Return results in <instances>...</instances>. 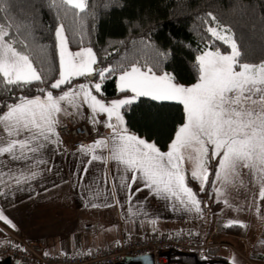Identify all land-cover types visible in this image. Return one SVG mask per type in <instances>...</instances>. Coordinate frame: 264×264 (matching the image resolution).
I'll use <instances>...</instances> for the list:
<instances>
[{"label": "snow or ice", "instance_id": "6c2138e0", "mask_svg": "<svg viewBox=\"0 0 264 264\" xmlns=\"http://www.w3.org/2000/svg\"><path fill=\"white\" fill-rule=\"evenodd\" d=\"M51 6L57 8L61 22L55 29L58 75L52 79L50 89H61L71 85L74 78L93 77L94 73L100 82L69 87L59 96L38 87L39 95L17 96L14 102L0 105V196L20 191L22 185L42 175V166L49 164L45 155L50 146L61 143L58 115L70 114L64 105L77 111L86 105L93 124L100 123L96 117L103 114L105 126L112 130L110 136L81 145L77 150L85 158L78 173L80 181L89 177L93 162L105 165L104 172L90 177L88 185L89 189H109L104 206H109L108 198H116L118 191H124L131 204L138 193L148 189L157 198L171 200L174 208L178 201L185 210L199 213L200 202L186 184L185 159L192 163L191 178L200 182L201 190L207 183L210 160H215L214 175L222 185L233 183L242 168L248 169L261 184L260 197L264 198V61H246L242 51L244 41L238 45L230 27L208 14L210 22L204 23L208 25L206 32L212 43L196 57L198 82L184 87L163 72L161 65L166 53L151 56L141 49L115 66L94 67L97 60L92 48L75 53L68 48V31L82 38L88 0H59V4L51 0ZM9 11L8 0H0V13H4L0 17V91L8 92L13 88H30L34 82L45 83L51 72V68L46 70L36 64L33 54L39 46L29 38L28 26L18 23ZM69 17L72 25L66 26L63 21ZM215 41L228 46L230 51L214 47ZM40 51L45 52L42 48ZM45 63L46 56L41 61ZM117 74L118 88L126 94L125 98L106 104L93 91L100 93L103 82ZM139 97L178 101L184 106L185 122L176 131L168 152H161L155 143L130 133L125 126L121 109ZM109 161L113 163L111 172L107 170ZM133 185H136L134 192ZM0 221L11 224L2 212ZM238 223L230 221L229 225Z\"/></svg>", "mask_w": 264, "mask_h": 264}, {"label": "trees", "instance_id": "16d2710c", "mask_svg": "<svg viewBox=\"0 0 264 264\" xmlns=\"http://www.w3.org/2000/svg\"><path fill=\"white\" fill-rule=\"evenodd\" d=\"M88 4L82 38L68 31V45L73 49L90 46L98 68L115 66L143 49L151 56L157 52L166 53L161 67L175 81L184 84L196 82V57L212 43L206 32L208 25L204 23L205 20L210 22L209 13L221 25L232 29L238 45L241 40L244 41L242 51L246 61H264V0H88ZM8 5L9 15L28 26L29 38L39 46L33 54L34 61L46 70L51 68V72L45 83L34 82L30 88L23 90L0 91V105L14 102L17 96L39 95L36 91L38 87L60 93L71 86L50 89L52 79L58 75L55 29L61 22L57 8L51 6V0H8ZM60 7L63 8V5ZM3 16L4 13H0V17ZM63 22L66 26L72 25L71 17ZM214 47L222 52L229 50L219 41L214 42ZM41 48L45 52H41ZM45 56L47 63L41 64ZM79 78L84 77L75 78L72 83ZM97 79L99 77L95 76L94 80ZM93 92L105 101L125 94L118 88L117 75L103 82L100 93ZM122 112L132 132L155 143L160 149L170 146L176 131L185 121L184 106L178 101H153L150 97H139L132 105L122 108ZM214 172L215 168L210 167L207 183L201 190L200 182L193 180L191 172L185 170L186 182L204 212H216L222 205L221 201L209 203L214 196ZM259 203L263 212L264 198ZM226 230L239 233L241 226L228 225ZM217 249L210 247L204 252L175 250L171 251L170 258L181 264H234Z\"/></svg>", "mask_w": 264, "mask_h": 264}, {"label": "crops", "instance_id": "0c3cea01", "mask_svg": "<svg viewBox=\"0 0 264 264\" xmlns=\"http://www.w3.org/2000/svg\"><path fill=\"white\" fill-rule=\"evenodd\" d=\"M71 87L74 86L71 85ZM58 94L53 93L54 96H59ZM93 94L96 95L94 92ZM103 101L109 104L113 99ZM68 111L70 114L60 113L58 115L57 132L61 143L58 146H50V150L45 155V159H49V164L42 166V175L29 184L22 185V190H14L5 196H0V212L11 221V224L0 221L1 228L7 227L25 239L41 241L48 250L58 253L105 249L122 236L137 234L152 236L181 231H198L208 235L217 229V235L226 239L229 244L232 240L238 241L239 248L243 250L242 252L238 249L239 253L246 255L255 249L253 256L256 255L264 264V251L248 241L247 230L242 226L239 233L220 230V224H225L221 216L211 215L212 224L208 225L201 205L199 213L185 210L178 201L174 208L171 200L157 198L145 189L134 197L131 204L125 192L121 190L118 191L116 198H108L107 205L109 206H104L109 189L104 187L89 189L88 185L91 182L90 177L101 175L104 172L105 165L93 162L89 177L80 181L78 173L82 170L81 160L85 158L78 153L79 147L65 146L59 133V127L72 118L77 121H89L95 128L96 136L84 145L110 136L112 130L105 126L106 116L103 114L96 117L100 123L93 124L90 119L92 113L86 105L82 106L79 111L71 107ZM125 126L127 127L126 121ZM127 129L135 134L128 127ZM158 149L165 153L169 151V147ZM104 154L107 155L106 152ZM47 168H51V171H46ZM183 168L188 171L190 169L186 159ZM107 170L109 172L113 170L111 161L107 165ZM135 188L136 185H133V192ZM92 204H96L97 207H93ZM206 226L207 228L212 227L209 233L202 231ZM1 228L0 238L3 235Z\"/></svg>", "mask_w": 264, "mask_h": 264}, {"label": "built area", "instance_id": "2783aa9c", "mask_svg": "<svg viewBox=\"0 0 264 264\" xmlns=\"http://www.w3.org/2000/svg\"><path fill=\"white\" fill-rule=\"evenodd\" d=\"M95 128L86 120H72L59 127L66 147L77 148L92 140ZM5 237L0 240V257L10 256L21 262L32 264H113L125 256L152 253L154 264H181L170 258L171 251H207L210 247L231 246L228 241L218 239V230L205 235L201 232L181 231L156 235L122 236L105 249L58 253L50 251L41 241L25 239L3 227ZM12 242L19 247L10 246ZM90 253V254H89Z\"/></svg>", "mask_w": 264, "mask_h": 264}, {"label": "rangeland", "instance_id": "374dc122", "mask_svg": "<svg viewBox=\"0 0 264 264\" xmlns=\"http://www.w3.org/2000/svg\"><path fill=\"white\" fill-rule=\"evenodd\" d=\"M88 47L90 46H82L80 48L73 49L68 45L69 50L73 53L80 51L83 48H88ZM228 51H230V49ZM95 66L96 65H94V67ZM94 77L93 78L91 77L79 78L78 80L74 81L71 85L76 86L78 84H89V83L95 84L97 82H100L99 79L94 80ZM174 82L184 87H191L194 84H196L198 80L190 84L180 83L175 80ZM68 88H66L65 90H67ZM61 93L62 92H60L59 94L58 93H55V94L60 95ZM125 95L126 94H123L117 98H113V101L125 98ZM127 95L131 96L132 94L128 93ZM121 112H122V109H121ZM187 155L188 153L186 152L185 156ZM209 155H211V149L209 150ZM186 163L187 164L189 163V168H190L189 171L191 172L193 165L190 164L191 162H189L187 159H186ZM210 167H213L216 170L215 160H210V163L208 165V170ZM217 189H220L219 193L217 192ZM213 190H214V196L209 201V203L221 201L222 205L219 207L218 211L216 212H213V213H210L209 211L204 212V215L206 216L205 218L206 223L208 225L212 224V221L210 219L211 215L214 217L221 216L224 219L225 224H220L221 227H219V229L226 230V227L228 226L226 224H229L230 221H238L240 222L238 224L244 225L242 227L245 230H247L248 236H249L248 241H250L254 246L258 247V249L261 248L264 251V208L262 207L263 208V212H262L261 210L262 205L259 203L260 200L262 199L260 197L261 184L257 183L253 179L251 172L248 169L242 168L240 170L239 177L236 180H234L233 183L228 184V185H222L221 181L216 180V177H215L214 183H213ZM225 201H227V203ZM1 229H2L3 235L0 238V240L5 237V234H4L5 230L4 228H1ZM211 230H212V227L207 228V226L205 227V229H202V231L205 233H209ZM216 237H218V239H221V241H224V240L227 241L226 239L220 238L218 235ZM230 243L233 244L237 250L234 248L233 245L219 246L217 249V252L229 257V260L232 261L234 264H262L261 260L256 255L253 256L255 249H252L250 253H247L246 255H244V253H242L243 250H241L238 246L237 240H232V242ZM238 249H240L242 252L239 253Z\"/></svg>", "mask_w": 264, "mask_h": 264}, {"label": "water", "instance_id": "95a60500", "mask_svg": "<svg viewBox=\"0 0 264 264\" xmlns=\"http://www.w3.org/2000/svg\"><path fill=\"white\" fill-rule=\"evenodd\" d=\"M95 67H98L97 65ZM95 73L93 74V77ZM91 77V78H93ZM0 264H32L21 262L18 259H13L10 256L0 257ZM113 264H154L153 254L145 253L135 256H125L121 260Z\"/></svg>", "mask_w": 264, "mask_h": 264}]
</instances>
